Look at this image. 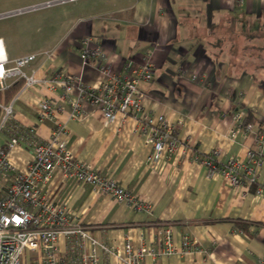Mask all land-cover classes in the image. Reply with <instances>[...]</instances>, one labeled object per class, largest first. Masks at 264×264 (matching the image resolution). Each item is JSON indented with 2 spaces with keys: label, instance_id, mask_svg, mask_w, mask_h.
Masks as SVG:
<instances>
[{
  "label": "crops",
  "instance_id": "obj_1",
  "mask_svg": "<svg viewBox=\"0 0 264 264\" xmlns=\"http://www.w3.org/2000/svg\"><path fill=\"white\" fill-rule=\"evenodd\" d=\"M56 1L0 0V16ZM53 7L59 9L43 26L27 20L0 24L5 25L0 41L6 54L13 59L38 56L25 72L48 81L24 92L21 86L13 124L34 130V140L44 144L51 143L61 126L58 145L75 162L116 182L144 206L136 212L56 174L47 189L48 202L83 234L60 237L59 260L80 264L82 256L95 254L99 264H130L127 246L134 255L145 245L163 248L164 232L171 228L178 254L143 264H261L264 199L256 197L254 188L234 189L220 178L208 179L202 163L210 158L243 162L260 143L264 146V51L255 53L264 47V0H83ZM149 50L154 52V79L140 83L149 101L139 118L118 115L110 124L85 103L88 114L79 119L59 100L56 73L100 89L110 76L131 79L145 65ZM86 51L98 57L84 64ZM101 66H108V72L101 73ZM9 95L6 102L16 96ZM42 100L53 102L54 121L36 118ZM237 115L242 129L234 120ZM160 117L179 144L175 153H164L150 164L152 149L141 120L156 124ZM5 139H0V148ZM9 162L26 174L32 151L22 145L10 153ZM258 176L264 177V157ZM184 238L194 252L184 253ZM103 247L118 252L111 255ZM22 264L43 260L25 254Z\"/></svg>",
  "mask_w": 264,
  "mask_h": 264
},
{
  "label": "built area",
  "instance_id": "obj_2",
  "mask_svg": "<svg viewBox=\"0 0 264 264\" xmlns=\"http://www.w3.org/2000/svg\"><path fill=\"white\" fill-rule=\"evenodd\" d=\"M80 1L83 0L48 2L22 11L3 14L0 20ZM153 54L151 50L145 53V65L140 70L133 71L131 79L125 75L110 76L100 89L83 87L72 77L64 73H56L55 84L62 90L59 100L70 108L72 117L79 119L86 118L88 114L82 107L85 103L99 110L110 124L118 115L124 118H139L147 111L149 101V96L140 88V83H150L154 79L151 63ZM37 57L32 55L13 59L6 54L0 41V96L2 97L0 139L6 138V142L0 148V264H22L25 254L32 259L42 258L43 264H66L57 257V243L60 237L63 235L70 238L78 235L83 237V234L70 227L69 219L63 210L54 208L48 202L47 189L58 173L65 179L76 180L92 187L103 196H110L119 203H125L136 212L144 209L135 197L122 190L116 182L107 181L85 165L75 162L72 154L58 145V138L64 133L61 126H57L51 143L44 144L34 140V130L13 124L14 104L18 101V95L6 102L7 93L19 83L23 88L21 92L48 83L47 80H38L34 75L28 76L25 72L36 62ZM97 57V52L86 51L82 55V61L88 64L90 59ZM108 70V66L100 67L103 74ZM52 104L51 101L42 100L36 107L34 113L41 123L54 121ZM234 120L239 129L244 127L239 115L235 116ZM141 121H143V133L146 135L147 145L152 149L148 163H153L154 159H159L164 153L172 155L176 152L179 142L164 117H160L156 124L153 119ZM245 129L247 133H253L251 125L245 126ZM22 145H26L33 154V162L26 174L17 171L9 162L10 153ZM258 148L257 151L249 152L243 162L228 159L223 163H217L214 158L203 161L202 164L207 168V178H220L234 189L254 188L256 197L264 199V177L258 176V170L263 165L264 146L260 143ZM216 155L218 152H214V156ZM161 243L163 248L155 250L145 245L135 255L131 247L127 246L126 254L130 258V264H143L146 259L157 261L178 254V250L173 246L171 228L164 232ZM211 245L214 247V242ZM102 249L111 255H116L118 252L105 247ZM182 249L184 253L193 251V245L188 238H184ZM198 254L203 255L201 251ZM80 264H99V259L95 254L89 257L82 256ZM261 264H264V258Z\"/></svg>",
  "mask_w": 264,
  "mask_h": 264
},
{
  "label": "rangeland",
  "instance_id": "obj_3",
  "mask_svg": "<svg viewBox=\"0 0 264 264\" xmlns=\"http://www.w3.org/2000/svg\"><path fill=\"white\" fill-rule=\"evenodd\" d=\"M58 9H59V7H53V8H49V9L38 10V11H35V12H31V13H27V14H24V15H21V16H17V17L12 18V19L2 20V21H0V24L7 25V24L12 23V22H23V21L27 20V21H30L33 24H37V25H42L43 26L45 20L48 19V17H51V15L55 14V11L58 10ZM5 25H0V27L2 28ZM257 35L258 34L252 35L250 38H252V37L256 38ZM6 46L9 47L8 46V42H6Z\"/></svg>",
  "mask_w": 264,
  "mask_h": 264
},
{
  "label": "trees",
  "instance_id": "obj_4",
  "mask_svg": "<svg viewBox=\"0 0 264 264\" xmlns=\"http://www.w3.org/2000/svg\"><path fill=\"white\" fill-rule=\"evenodd\" d=\"M262 49V50H261ZM263 51H264V47H257L256 48V52L255 53H260V54H262L263 53ZM259 54V55H260ZM21 86H22V84L21 83H19V84H17L14 88H12L8 93L10 94L9 96L10 97H12L14 94L16 95V93L20 90V88H21Z\"/></svg>",
  "mask_w": 264,
  "mask_h": 264
}]
</instances>
